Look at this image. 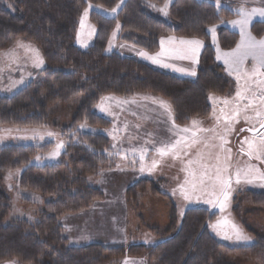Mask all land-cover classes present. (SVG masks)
Returning a JSON list of instances; mask_svg holds the SVG:
<instances>
[{
	"label": "trees",
	"instance_id": "16d2710c",
	"mask_svg": "<svg viewBox=\"0 0 264 264\" xmlns=\"http://www.w3.org/2000/svg\"><path fill=\"white\" fill-rule=\"evenodd\" d=\"M120 1L0 0V52L22 39L37 47L45 63L38 80L12 97L0 96V127H47L48 106L82 98L71 124L59 129L68 145L58 165H31L35 157L52 148L51 144L0 147V264H120L125 259L154 264H231V257L264 264V237L257 234V242L249 246H230L209 231L216 213L188 209L179 219L172 202L167 230L151 229L158 240L154 245L73 247L65 237L61 219L87 212L105 200L103 192L89 185L87 178H100L116 162L108 137L80 130L81 125L92 130L111 128L97 111L104 98L127 101L138 94L151 95L171 106L176 125L188 127L193 120L211 115V95L231 97L234 91L233 81L216 58L209 30L215 28L221 50L232 51L240 35L224 24L239 18L236 4L217 8L207 0H173L170 17L164 20L148 12L144 3L163 6L165 0H127L115 18L91 13L90 20L97 27L96 42L86 51L79 49L75 38L81 12L88 4L113 10ZM118 23L121 42L150 54L159 51L165 37L202 41L196 77L181 78L118 53L107 54L105 47ZM250 31L257 39L264 37V22L254 23ZM20 170L19 189L39 196L43 211L34 222L6 224L11 201L4 177ZM147 193L170 200L150 179L133 184L126 198L136 201ZM234 202L239 218L241 207L238 200ZM239 202L264 208V192L248 191Z\"/></svg>",
	"mask_w": 264,
	"mask_h": 264
},
{
	"label": "rangeland",
	"instance_id": "374dc122",
	"mask_svg": "<svg viewBox=\"0 0 264 264\" xmlns=\"http://www.w3.org/2000/svg\"><path fill=\"white\" fill-rule=\"evenodd\" d=\"M126 1L127 0H123V2L120 1L117 7L114 8L115 11L88 4L79 17V29L75 38V45L82 51H86L95 44L97 27L90 20L92 12H97L106 18H115ZM207 1L215 4L217 8L226 7L229 4H236L238 8L237 3L232 2L233 0ZM172 4L173 0L168 4L166 10L167 15H165V13L160 10L164 5L159 6L151 2L144 3L148 12L164 20L169 19L170 7ZM89 5H91V7H89ZM153 5H155V7H153ZM85 11H87L86 17L84 16ZM81 22H83V27L81 26ZM224 26L234 32L237 30L240 33L239 28L234 27L231 22L225 23ZM120 32V23H118L105 47V52L107 54L118 53L121 56L133 59L142 58L140 55L138 57V53L150 54L121 42L119 40ZM209 34L211 42L213 41L212 46L215 50L216 39L218 42L216 30L215 33L209 30ZM161 40L159 51L161 49ZM82 42L86 44L87 47L82 46ZM21 44L25 46L30 45L32 48L37 49L32 43L20 39L14 41L8 48L0 52V96H14L29 83L38 80V73L45 67V63L39 67L35 66L34 53L27 47H21ZM217 47H219V43ZM39 54L43 58L40 51ZM139 61H141V59H139ZM254 65L255 61H248L244 63L243 70L251 73ZM226 74L233 81V95L225 98L211 95L210 97H212V99L209 98L212 107L211 115L205 119H196L199 121L198 125L194 126L191 122L188 127H181L176 124L174 126L172 111L170 114L160 106L153 104L147 105L146 102L140 99L154 97L148 94H138L133 98H139V102L135 101V103L131 101L133 99L126 101L114 97H106L101 101L97 111L99 114V108L103 104L104 116L107 118L105 119L111 123L110 129L92 130L85 126L80 127L81 131L94 134H106L111 142L114 155L117 157L115 158L116 162L114 163V168L111 170L120 167L122 172L128 174L127 177L116 175L111 182L109 179H105V177L103 178V182L101 181V177L106 175L104 173L100 178L88 177L87 181L89 185L99 188L103 193L106 192V194L119 192L123 189L124 185L133 178L135 172V175L144 176L150 178V180L154 179L153 181L156 182L159 191L168 197L170 196V200H157V203H163L162 205L156 204L152 206L147 202L151 199L150 196L153 195L147 193L146 200L143 202V205H145L144 210H141L140 199L128 202L130 207H133V213H131V215L129 214V217L127 216V223L129 224L130 222V226H132V228L134 227L135 230V236L130 238V244L154 245L157 243L158 240L151 232V229H157L160 232L166 230L164 228L169 224V217L167 216H170L171 213V202L176 205L179 219L182 218L185 211L188 209L203 208L216 213L217 218L214 223L209 226V231L221 242L230 246H249L257 242V238L255 237L257 234L264 237V208H257L249 203L239 202L245 199V193L248 191L264 192V179L260 178L261 175L264 174V153H260L259 158H257V154L255 153L250 157L247 154L248 144L245 142L255 141V143L259 144L261 134H264V129L260 135L252 133V131L260 127V122L264 121V104L258 99L260 87H264V85L257 87L253 81L264 79V77H253L252 80H248L247 77L241 74L242 78L238 81L237 74L234 71L230 74L229 70ZM244 87H248L251 90L244 93L247 99L238 101L236 92ZM253 93L257 94V98L254 100ZM225 100L228 101L227 104L224 103ZM249 100H253V106L244 110V105H247ZM108 101L110 103L107 104ZM237 102H239L242 110L238 117L231 119L230 117L234 116V106ZM81 103L82 98H79L67 105L56 104L48 106L47 114L49 126L47 127H0V147L22 145L41 148L47 144H51L52 148L47 153H40L35 157L31 161V165H58L61 163L62 154L66 151L68 145V139L63 137L59 129L68 127L71 124ZM257 112H261L262 115L258 117L256 115ZM104 116L102 117L104 118ZM225 117H229L230 119H225ZM246 117L248 119H246ZM166 123H171V126H167ZM171 127L173 128L171 129ZM181 128H189L190 131L187 133L183 132L184 134H182V132L179 131ZM200 128L214 129V131H198ZM193 131L196 132L195 138L192 136ZM166 132L169 133L167 134ZM221 137H223V140ZM182 138L181 144L175 149L169 150L168 155L161 156L157 151V149L161 148L170 149V146L174 144L175 141L181 140ZM193 139L199 142L193 143ZM224 141H227V143ZM165 142H167V145ZM61 144L63 147H59ZM149 145L151 146L149 147ZM242 148L244 151H241ZM165 150L167 151L168 149ZM153 151L154 153H152ZM54 153L59 154L53 155ZM175 153H179V156H175ZM133 154H137V156L140 155V158L141 156L144 158V156L148 157L149 155H151V157L148 161L137 162L136 160H130L133 159L131 156ZM153 161L157 162L155 168L152 167ZM189 161H191V163H189ZM141 167L144 168V171H141ZM217 168H219V172H217ZM238 171L240 173L239 184L236 183V173ZM22 172L23 170L9 172L4 177V188L11 201V212L6 224L22 220L34 222L43 211V203L39 196L19 189L18 181ZM189 172H193L195 175L190 176ZM217 176L221 179H231V186L226 189L229 193V199L225 202V207L223 209L220 207L223 196L221 194V186L216 182ZM247 179H252V183H247ZM201 180H203V183H201ZM185 181H188V183H185ZM214 184L215 187H213ZM193 185H195V187H193ZM185 196L188 198L186 199ZM235 200H238L237 203L241 207L239 218L236 217L234 212V208L237 206L234 202ZM132 210L130 212H132ZM112 212L113 210L106 209L103 213L93 217L92 220L104 221L108 220V217L112 219ZM71 216H75L74 218H76V215ZM119 216L117 217L118 224L120 221H124V218ZM63 220L61 219L60 223L65 231V237L69 241L74 240L77 243L85 240V237L82 236V231H85V228L82 227L81 222H76V225L70 228L72 227L70 226V222L66 224ZM92 220L88 225H96ZM233 225L237 226L242 234L248 237L247 241L236 239ZM90 228H94V226H90ZM136 228L139 229V232L136 231ZM113 233L115 236L109 234V238H113V246L127 245L118 238L119 232L117 230ZM70 234L71 236H69ZM100 234L102 235V233ZM105 235L106 233L104 236ZM225 235L232 238L225 239ZM71 244L74 245V242H70V245ZM229 263L260 264L258 261L241 257H231L229 258Z\"/></svg>",
	"mask_w": 264,
	"mask_h": 264
},
{
	"label": "crops",
	"instance_id": "0c3cea01",
	"mask_svg": "<svg viewBox=\"0 0 264 264\" xmlns=\"http://www.w3.org/2000/svg\"><path fill=\"white\" fill-rule=\"evenodd\" d=\"M232 2L237 3L238 8L243 6L245 9H248V10H251L252 8L264 7V0H233ZM238 19H236V20H238ZM255 22H264V19H262L260 17H253L252 24H254ZM252 24L249 26V29L251 28ZM235 31L239 33V31H237V30H235ZM181 40H188V39L164 38L161 40V49L158 53L147 54V55H144V53H138V57L140 55V57H142V58H134V59H136V60L141 59L142 62L148 63L151 66H153L156 69L161 70L163 72H167V73L173 74V75L181 77V78L194 79L196 77L199 60H200V57H201L203 49H204V43L202 42V46L196 48L195 45L181 44L180 43ZM240 41H241V38H240ZM240 41H239V44H240ZM215 42H216L215 53L217 56V60L219 61V63H221V65L225 69V72L227 73L230 69H229V66L227 64H225V62H224L225 61V54L231 53V52H233V50L228 51V52L223 51L219 47H217V45H218L217 39ZM190 48H196V51L194 54L195 55V62L193 61L192 58H187V59L183 58L185 55H188L189 57H191L193 55V53L187 52V50ZM148 57H154L159 62L154 63L153 60L149 59ZM248 61H254V60L251 57H248L244 63H246ZM164 65H168V66L165 67ZM177 69H185L187 71H194L195 75L194 76L188 75L187 71H178ZM148 98L149 99H140V100L143 102H146L147 105L153 104V105L160 106L158 103H153V100H159V99L151 98V97H148ZM131 101L139 102V98L138 99L135 98ZM108 103H110V102L108 101L107 104ZM143 104H145V103H143ZM140 106H142V105H140ZM103 107H104V105L102 104L101 107L99 108V114L102 116H104V112L102 110ZM104 118H106V117L104 116ZM166 124H167V126H169V125L171 126V123L170 124L166 123ZM172 128L173 127H171V129ZM166 133L168 134L169 132H166ZM100 134H102V133H100ZM182 134H184V133L182 132ZM102 135L108 137L106 134H102ZM166 143L167 142H165V144ZM150 146L151 145H149V147ZM165 149H168L167 151H169V148H165ZM133 152H135V151H133ZM152 153H154V151ZM131 156L133 159H130V160H136L137 162L138 161L139 162L148 161L151 157V155H149L148 157L144 156V158H143L144 160H141L140 155L137 156V154H133ZM104 174H106V175L102 174L103 175L101 177L102 182H103L104 177L107 180L109 179V181L111 182L113 180V177L116 175H118V176L122 175L124 177L128 176V174L126 172H122L120 170V167H118L114 170L105 171ZM132 179L129 182H127L124 185L123 189L119 192H112V193H107V194H106V192L103 193L105 195V200L102 202L95 203L89 211L76 215V218H74L75 216L74 217L73 216H66L63 218L64 220L62 219L63 222H65L66 224L70 222V226H72L70 228H73L76 225V222H81L82 227L85 228V231L84 230L82 231V233H83L82 236L85 237V240H83L81 242H77V243L74 240L69 241V242H74V245L71 244L73 247H81V246H86V245H90V244H102L105 246H113V244H112L113 238H109V234H111L112 236H115L113 232L116 230L119 232L118 238L121 239V241L124 244L125 243L127 245L130 244L129 243L130 238L132 236H135V230H134V227L132 228V226H130V222H129V224L127 223L128 222L127 216L129 217V214L131 215V213H133V210H132L133 207H130V205L128 204L129 201H127V198H126V191L128 190V188H130L133 184H135L139 180L150 179V178L135 175V172H134V176ZM151 180H154V179H151ZM146 197H147V195L140 198L141 210L142 209L144 210V208H145V205H143V202H144V200H146ZM150 197H151V199H149L147 203L151 204L152 206H154L156 204H158V205L163 204L160 202L157 203L158 202L157 200L162 199V200L166 201V199H164L162 197H158V198H155L153 196H150ZM106 209L113 210L112 219L108 217V220H104V221L92 220L93 217H96L100 213H103ZM131 210H132V212H130ZM118 216L124 218V221H120V218H119L121 226H120V223L118 224V219H117ZM167 217H169V216H167ZM91 220L96 225H88V223H90ZM90 226H94V228H90ZM167 228H168V226H166L164 229L167 230ZM136 231L139 232V229L136 228ZM100 233H102V235ZM105 233H106V235L104 236ZM69 236H71V234ZM95 240H97V241H95ZM130 245H132V244H130ZM133 245H137V244H133ZM141 245H145V244H141ZM121 264H153V263H148L146 261L138 260V259H125L121 262Z\"/></svg>",
	"mask_w": 264,
	"mask_h": 264
},
{
	"label": "snow or ice",
	"instance_id": "6c2138e0",
	"mask_svg": "<svg viewBox=\"0 0 264 264\" xmlns=\"http://www.w3.org/2000/svg\"><path fill=\"white\" fill-rule=\"evenodd\" d=\"M121 2H123V0H121ZM171 3V0H165V4L164 7L162 9H160L161 11H163L165 13V15H167V7L168 4ZM89 7H91V5H89ZM153 7H155V5H153ZM219 7V5H218ZM113 11H115V9H113ZM236 11L238 12L240 18L238 20L235 21H231L232 25L234 27H238L240 30V36H241V41L240 44L237 45V48L235 50H233V52L231 53H226L225 54V64H227L229 66L230 69V74L232 71H234L237 74V80L239 81L242 76L241 74H243L244 77H247L248 80H252L253 77H264V37L257 39L256 36H254L252 34V32L249 29V26L252 24L253 21V17H260L262 19H264V7H260V8H252L251 10L245 9L243 6L239 7L236 9ZM84 16H87V11H85ZM81 26L83 27V22H81ZM211 31L213 33H215V28L211 29ZM19 43V42H18ZM181 44H187V45H195L196 48L202 46V42L199 40H181L180 41ZM21 47H27L29 48V50H31L34 53V65L39 67L41 65H43L44 60L43 58L40 56L39 51L35 48H32L30 45L25 46L23 44L20 45ZM82 46L87 47L86 44H83L82 42ZM196 48H190L187 50V52H191L193 53V55L191 57H189L188 55H185L183 58H192L193 61L195 62V51ZM147 55V54H144ZM251 57L254 61H255V65L251 71V73H248L246 71L243 70V65L245 60ZM149 59H152L154 63H158L159 61L156 60L154 57H148ZM165 67H167L168 65H164ZM178 71H187L185 69H177ZM188 75H195L194 71H187ZM253 83L257 86L260 87L261 85H264V79H257L254 80ZM251 89L248 87H244L241 90H238L236 92V98L239 100H244L247 99V97L244 95L245 92L250 91ZM210 99H212V97H209ZM257 98V94L253 93V100ZM258 99L260 100V102L262 104H264V87H260V91H259V95H258ZM253 100H249V103L247 105H244V110H246L248 107H252L253 106ZM133 103H135V101H132ZM153 103H158L162 108H164L165 110H167L169 113H171V106L168 105L165 101L163 100H153ZM225 104L228 103L227 100L224 101ZM103 110V109H102ZM241 106L239 104V102L236 103V105L234 106V116L230 117L231 119H235V117H238L241 111ZM256 115L259 117L262 115L261 112H257ZM229 117H225V119H230ZM246 119H248L246 117ZM199 121L197 120H193L192 124L198 125ZM173 124L175 126V123L173 121ZM81 127H84V125H81ZM260 127L264 128V121L260 122ZM179 131L187 133L190 131L189 128H181L179 129ZM198 131H214V129H203L200 128L198 129ZM192 136L195 138L196 137V132L193 131L192 132ZM221 139L223 140V137H221ZM183 138L181 140H177L175 141L174 144H172L170 146V149H175L178 145L181 144ZM193 143H198L199 141L196 139H193L192 141ZM225 143H227V141H224ZM248 144V152L247 154L252 157L253 154H257V158H259V154L260 153H264V134H261V139H260V143L257 144L255 143V141H245ZM59 147H63V145H59ZM167 147V146H166ZM161 156H165L168 155V151L165 150V148H161L157 150ZM230 151V150H229ZM241 151H244V149L242 148ZM59 153H54L53 155H58ZM175 156H179V153H175ZM39 159V158H37ZM141 159H143V156H141ZM189 163H191V161H189ZM157 162L153 161V165L152 167L155 168L156 167ZM141 171H144V168L141 167ZM217 172H219V168H217ZM11 175V173H10ZM190 176H194L195 173L193 172H189ZM261 179H264V174L261 175L260 177ZM216 182H218L221 186V194L223 196V200L220 202V207L221 209H223L225 207V202L229 199V193L226 190L227 188H229L231 186V179H221L219 176L216 177ZM247 183H252V179H247L246 180ZM185 183H188V181H185ZM201 183H203V180H201ZM236 183L239 184L240 183V173L239 171L236 173ZM193 187H195V185H193ZM213 187H215V184L213 185ZM185 198L187 199L188 197L185 196ZM233 229L235 232V237L237 240H248L247 236H244L241 232V230L233 225ZM225 239H231L232 237L225 235L224 237Z\"/></svg>",
	"mask_w": 264,
	"mask_h": 264
},
{
	"label": "water",
	"instance_id": "95a60500",
	"mask_svg": "<svg viewBox=\"0 0 264 264\" xmlns=\"http://www.w3.org/2000/svg\"><path fill=\"white\" fill-rule=\"evenodd\" d=\"M263 129L264 128L259 127L257 130L252 131V133L255 134V135H259V134H261V132L263 131Z\"/></svg>",
	"mask_w": 264,
	"mask_h": 264
}]
</instances>
